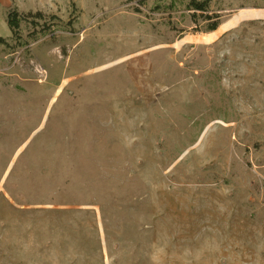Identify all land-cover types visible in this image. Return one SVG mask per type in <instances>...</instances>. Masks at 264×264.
Returning a JSON list of instances; mask_svg holds the SVG:
<instances>
[{
    "label": "rangeland",
    "instance_id": "obj_1",
    "mask_svg": "<svg viewBox=\"0 0 264 264\" xmlns=\"http://www.w3.org/2000/svg\"><path fill=\"white\" fill-rule=\"evenodd\" d=\"M191 1L0 0V264H264V0Z\"/></svg>",
    "mask_w": 264,
    "mask_h": 264
},
{
    "label": "trees",
    "instance_id": "obj_2",
    "mask_svg": "<svg viewBox=\"0 0 264 264\" xmlns=\"http://www.w3.org/2000/svg\"><path fill=\"white\" fill-rule=\"evenodd\" d=\"M190 7L194 10H198V11H208V7H207V3L206 2H199L196 0H192L190 2ZM22 22V18L21 15L19 14V12L17 10H11L8 12L7 15V23L8 26L13 34V36L15 37L16 35H18V32L20 30V25ZM218 29V25L214 24L211 26V28L209 29L210 32H213L215 30ZM5 42V39L0 37V44Z\"/></svg>",
    "mask_w": 264,
    "mask_h": 264
},
{
    "label": "bare ground",
    "instance_id": "obj_3",
    "mask_svg": "<svg viewBox=\"0 0 264 264\" xmlns=\"http://www.w3.org/2000/svg\"><path fill=\"white\" fill-rule=\"evenodd\" d=\"M246 14H243V15H238L236 18L234 19H231L229 21H227L226 23H224L218 30V33L220 32H223L227 29H229L230 27H232L233 25H235L237 22H238V19H243V18H246ZM260 17V16H256V15H252L251 17ZM262 16V15H261ZM212 35H215V34H212Z\"/></svg>",
    "mask_w": 264,
    "mask_h": 264
}]
</instances>
